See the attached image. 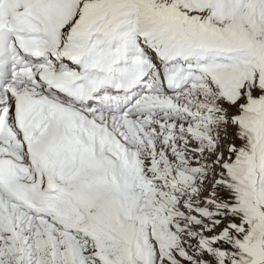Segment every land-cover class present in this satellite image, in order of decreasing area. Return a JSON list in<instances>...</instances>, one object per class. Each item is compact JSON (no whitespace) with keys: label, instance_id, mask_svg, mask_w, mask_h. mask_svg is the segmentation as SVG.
Wrapping results in <instances>:
<instances>
[{"label":"snow or ice","instance_id":"snow-or-ice-1","mask_svg":"<svg viewBox=\"0 0 264 264\" xmlns=\"http://www.w3.org/2000/svg\"><path fill=\"white\" fill-rule=\"evenodd\" d=\"M0 264H264V0H0Z\"/></svg>","mask_w":264,"mask_h":264}]
</instances>
